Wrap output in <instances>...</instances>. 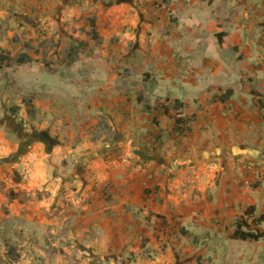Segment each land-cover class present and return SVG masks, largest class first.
Masks as SVG:
<instances>
[{"label":"crops","instance_id":"obj_1","mask_svg":"<svg viewBox=\"0 0 264 264\" xmlns=\"http://www.w3.org/2000/svg\"><path fill=\"white\" fill-rule=\"evenodd\" d=\"M154 2L102 0V4H94L91 10L43 9L39 17L57 16V25L43 22L22 27L25 39L32 38L37 49V54L34 50L28 54L39 58V63L43 64L47 56L71 72L78 73L83 67L103 71V75L92 74L86 79L75 75L67 78L71 85L84 82L90 87L96 82L99 86L85 100L80 99L77 91L68 96V105L58 107L59 113L64 114L59 120L52 99L33 98L38 109L52 112L54 121L34 126L42 137L31 144L36 149L32 154L35 158L38 152L44 154L37 158L39 162L59 164L63 155L71 161L83 149L94 145V141L83 144L76 138L96 128L101 116L105 115L112 128L118 130L95 152L101 156L96 163L102 171L65 176L71 178L65 182L80 180L74 204L67 206L74 229L93 226L99 237L90 239L89 243L103 255L118 256L132 248L142 257L143 250L156 243L157 233H164L158 228L163 225L167 229L185 225L194 234L217 228L232 238L235 221L247 205L255 206V215L264 212V190L259 199L255 197L258 189H264V33L260 41L252 30L258 26L264 28V0H246L244 20L237 14V4L229 2L228 23L216 13L207 23L199 22L194 10L203 7L205 0H164V4L156 3L158 9ZM221 3V0H208L212 11L220 9ZM79 14L88 15L89 22L94 19L100 36L98 44L93 45V40L80 30L82 19L74 18ZM219 30L227 31L232 39V43L222 48L230 46L237 55H243L234 62L238 74L236 78L235 73L230 86L219 83L206 92L205 81L198 78L203 75L206 59L192 60L195 67L190 70L189 78L183 69L189 64L187 57L182 60L177 53L192 49L193 45L202 46L206 36L210 43L218 42L215 32ZM71 43L79 44V49L70 55ZM90 49L92 52L87 53ZM133 66L142 70L141 79L151 74L157 95H164L174 103L175 98L183 102L174 115L195 114L189 123L191 129L179 135L173 129L174 120L172 125V119L166 120L165 111L161 112L160 118L170 123L167 128L170 132L165 131L170 136L165 137L163 148L157 138L163 131V123L152 124L156 109L141 111L142 103L134 99L126 104L130 78L125 73ZM243 79L258 82L254 85L247 82L243 89L239 83ZM161 84L164 86L158 87ZM227 88H232V93L224 100L219 99ZM209 97H213V103ZM146 130L151 133L147 134ZM99 143L101 139L96 142ZM57 152L59 158L55 160ZM58 171L63 172L60 164ZM256 179L261 180V185L254 190L249 183ZM53 209V204L48 206V211ZM46 211L36 217L25 215L27 223L42 228L66 218H53ZM167 231L161 235L163 242H169ZM142 237L147 242L141 243ZM177 247L183 252L181 246ZM256 249L264 250V239ZM256 249L250 262L264 264V255L257 254ZM211 253L214 262L219 256L234 258L231 252L217 251L215 245Z\"/></svg>","mask_w":264,"mask_h":264},{"label":"rangeland","instance_id":"obj_2","mask_svg":"<svg viewBox=\"0 0 264 264\" xmlns=\"http://www.w3.org/2000/svg\"><path fill=\"white\" fill-rule=\"evenodd\" d=\"M221 1L220 9H216L215 12L212 11L208 0H205L203 7L194 10L197 20L207 23L216 13L228 23V4L230 1ZM101 2L102 0H0V264H221L217 262H222V264H252L250 261H252L253 250L261 247L264 238H260L259 242L233 239L221 234L217 228L194 234L185 225H177L172 229H167L168 226L163 225L158 228H160L159 230L163 229L164 233H157L156 243L143 250L144 256L140 257L132 248L124 254L110 256L92 249L89 243L92 241L90 239L99 235L93 226H89L86 230L74 229V223L67 206L74 204V199H76L74 194H76L75 190L80 184V180L65 182V179H71L65 178V176L71 174L70 177H73L75 173L79 172L102 171L101 165L96 163V160H100L101 156H96L95 152L102 148L103 143L109 141L118 130L112 128L105 115L101 116L96 128L89 129L86 136L78 135L76 138L83 144L94 141V145L83 149L81 154L75 155L71 161L63 155L59 161L63 172H57L59 164L38 161L37 158L44 156V154H39L38 149L37 158L32 155L36 149L33 150L31 144L42 137V134L37 133L34 129L36 128L34 126L41 125L44 121H54L52 112H43L42 109H38L33 98L52 99L54 111L57 113V120H59L64 117V114L59 113L58 107L61 104L68 105V96L77 91L80 92V99L85 100L88 93L92 91L94 93L95 88L99 86V83L96 82L90 87L87 84L84 85V82L71 85L67 78L70 75H75L86 79L92 74L103 75V71L83 67L77 71L78 73L71 72L67 67L55 64L47 56L43 58V64L39 63V58L36 59L35 56L28 54L31 50L37 54V49L32 38L25 39L22 27L43 22L49 26L57 25V16L39 17L43 9L51 11L56 9L91 10L94 4ZM245 2L246 0L230 2L237 4V14L241 15L242 20L245 18L243 14ZM156 3L164 4V0H155L153 5L158 9L159 6ZM81 16L79 14V17H74L77 21L82 19L79 25L80 30L93 40V45L98 44L100 42L98 31L96 28L95 31L92 28L89 29L92 26V22H89L90 17L88 15ZM185 18L188 20L187 17ZM65 23H68V19ZM252 30H254L255 39L263 41L261 36L264 33V28L258 26ZM87 42H90L89 39ZM78 46L79 44H70V55L71 52L78 51ZM191 47L192 49L186 51L181 49L179 55L177 53L179 50L176 52L177 57H182V60L187 57L189 64L187 69L183 68L184 75L191 78L190 70L195 67L192 60L203 58L206 59L207 64L204 67L203 75L198 78H203L205 81L206 92H209L211 87H216V84L219 83L225 87L230 86L236 73L234 62L243 54L237 55V52L230 46L222 48L218 42L210 43L207 36L202 46L199 44ZM3 51H6L11 57L26 53L28 59L21 63L9 62L2 54ZM90 52H92L91 49L87 50V53ZM96 62L97 60H95V64ZM149 66L151 67V65ZM129 70L125 73L130 78V87L126 91V96L128 94L130 96L126 98V104L129 100L134 99L136 102L142 103L141 111L156 109L157 114L154 116L152 124L163 123L162 133L157 134L161 143L159 146L163 148L165 137L170 136L168 134L170 130H167L170 123H166V120L171 121L172 119L171 124L173 125L174 111L180 109L181 106L177 108L175 103L168 101L164 95L159 93L157 95L154 91V78L150 79L151 74L141 79L140 77L143 75L141 76L142 70L139 67L133 66ZM237 74L238 72L236 78ZM252 81L243 79L239 83L244 89L247 82H250L251 85L258 82V80L254 83ZM163 86L164 84H161L158 87ZM176 89L179 91L178 87ZM178 91L176 94L181 95ZM209 101L213 103V97H209ZM147 105L150 107L149 109H146ZM165 107L168 114L164 112L163 108ZM161 112L168 116L166 120L160 118ZM149 115L150 113H148ZM146 131L147 134L151 133L150 130ZM66 137L67 135H65ZM100 139L102 143L96 144ZM58 153L55 160L59 158ZM59 173L61 176L58 177ZM249 185L256 190L260 188L261 180L256 179ZM263 190L262 188L257 190L256 199L262 196ZM52 204L55 207L53 213L48 211V206L50 207ZM45 209L46 212H51L53 218L56 217L59 220L66 218L42 228L27 223L25 215L29 214L36 217L41 215ZM250 224L251 227L264 229V223L254 224L250 222ZM167 230H169L167 239L169 242H163L164 238H161V235L164 236L165 232H168ZM144 242H147V238L142 237L141 243ZM172 245L174 246L172 247ZM214 245L217 247V251L220 250L226 254L231 252L234 254V258L229 260L219 256L220 259L214 262L211 253ZM177 246H181L183 252H180ZM255 252L257 254L262 252L260 254L264 255V250L256 249Z\"/></svg>","mask_w":264,"mask_h":264},{"label":"trees","instance_id":"obj_3","mask_svg":"<svg viewBox=\"0 0 264 264\" xmlns=\"http://www.w3.org/2000/svg\"><path fill=\"white\" fill-rule=\"evenodd\" d=\"M92 22V30L95 31V22L93 18L91 19ZM221 22H219L220 24ZM216 39L218 41V44L221 47H226L228 43H232V39L227 31L219 30L215 32ZM234 48H236L235 45H233ZM2 54L5 55V58L8 59L9 62H24L28 59V56L26 53H22L19 56L11 57L6 51H3ZM1 67V64H0ZM232 93V88H227L224 93H222L219 96V99L224 100L229 97V95ZM183 102L179 99L175 98V107L182 106ZM150 107L147 105L146 109H149ZM164 111L166 114H168L167 108H164ZM195 119V114L190 115H181L176 114L173 116L174 125L173 129L176 131L179 135H185L187 131L191 129L190 122ZM250 222L254 224H260L264 223V212L260 213L259 215H255V206L253 204L247 205L244 210L242 211V214L236 219L235 221V228L233 232L231 233L232 238L236 239H242V240H258L260 238H264V229H258L251 227Z\"/></svg>","mask_w":264,"mask_h":264}]
</instances>
